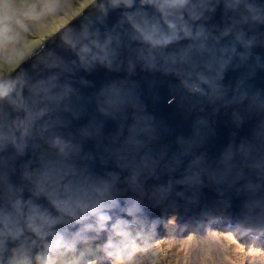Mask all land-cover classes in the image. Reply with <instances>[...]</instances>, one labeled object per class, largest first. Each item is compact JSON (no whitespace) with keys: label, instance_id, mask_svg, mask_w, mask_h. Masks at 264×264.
Listing matches in <instances>:
<instances>
[{"label":"water","instance_id":"95a60500","mask_svg":"<svg viewBox=\"0 0 264 264\" xmlns=\"http://www.w3.org/2000/svg\"><path fill=\"white\" fill-rule=\"evenodd\" d=\"M227 2L206 0L208 10L197 22L208 31L210 50L196 56L199 68L215 78L229 61L219 98H210L207 86L209 96L190 95L176 76L145 70L121 10L108 0L89 2L72 26H87L102 42L112 37V67L97 63L85 70L58 36L21 66L23 100L49 111L25 154L11 147L0 151V213L22 196L55 214L45 196L35 194L36 175L47 168L90 193L94 184L108 181L115 201L109 230L121 218L125 225L162 229L172 215L178 233L228 225L241 242L264 241V23L251 21L248 0L232 9ZM256 2L264 11V0ZM41 81L55 84L50 95L61 98L30 93ZM14 115L9 101L0 102V125ZM54 137L70 144L66 156L51 146ZM45 189L53 190L51 182ZM59 227L71 236L79 226ZM34 240L25 233L16 243L34 258L42 251V242ZM15 247L9 241L0 251V264H8Z\"/></svg>","mask_w":264,"mask_h":264},{"label":"clouds","instance_id":"9594fccd","mask_svg":"<svg viewBox=\"0 0 264 264\" xmlns=\"http://www.w3.org/2000/svg\"><path fill=\"white\" fill-rule=\"evenodd\" d=\"M82 2L83 0H0V102L9 101L15 113L10 123L6 121L0 125V151L11 147L20 155L25 154L28 140L40 131L38 122L49 111L48 108H30L23 100L26 81L21 66L43 52L50 39L58 36L85 70L97 63L112 67L116 54L110 47L112 37L108 36L102 42L98 33L93 34L87 26L82 25L80 31L72 26L83 15L84 10L74 15ZM89 2L96 4L98 0ZM108 2L112 9L121 10L130 27L131 39L140 46V58L145 70L176 76L181 87L190 95L209 96V92L205 90L207 86L211 91L210 98L220 97L222 85L219 81L223 79V69L229 61L221 63V72L215 78L196 64V56L210 55L206 43L208 31L197 23L202 19L204 11L208 10L206 0ZM240 3L241 0H228L226 7L236 8ZM244 7L253 23H264V11L256 0H248ZM103 10L107 15V9ZM69 17L71 19L68 23L52 31L57 21ZM41 36L44 38L37 43ZM184 41L188 43L184 44ZM246 47L251 48L252 41L246 42ZM52 87L55 84L41 81L32 85L29 92L36 96L43 92L49 100L60 99L61 97L50 95ZM51 146L62 156H66L71 147L60 137H54ZM49 182L53 185L51 192L45 189V184ZM35 186V194H43L55 214L31 199L25 201L22 196L9 209L0 213V251L7 248L9 241L16 245L8 264H33V258L28 252L21 251L23 245L16 243L25 233H30L31 237L42 242V251H37L34 257L35 264H57L58 257L73 253L82 245L84 248L77 257L91 256V248L94 246L84 235L88 232H109L106 247L110 249L117 247L115 238L126 236V222L122 218L111 223L109 230L112 221L109 210L115 201L108 181L94 184L91 193L95 195H92L71 178L54 174L45 168L36 175ZM60 225L79 227L69 236L61 230ZM216 227L221 228L219 225ZM80 243L83 244L79 245ZM59 263L61 262L58 261Z\"/></svg>","mask_w":264,"mask_h":264},{"label":"rangeland","instance_id":"374dc122","mask_svg":"<svg viewBox=\"0 0 264 264\" xmlns=\"http://www.w3.org/2000/svg\"><path fill=\"white\" fill-rule=\"evenodd\" d=\"M87 4L89 0H83L74 15ZM69 19L71 17L57 21L52 31ZM43 38L39 37L36 42ZM150 231L148 237L136 233L117 237L114 241L117 247L111 249L106 247L107 239L92 240L89 243L95 248H91V256L77 257L84 248L82 245L70 253L72 255L57 259L62 261L61 264H264V241L247 239L241 242L236 238L235 230L229 227L208 228L203 233H178L174 216L169 215L162 223V229Z\"/></svg>","mask_w":264,"mask_h":264},{"label":"trees","instance_id":"16d2710c","mask_svg":"<svg viewBox=\"0 0 264 264\" xmlns=\"http://www.w3.org/2000/svg\"><path fill=\"white\" fill-rule=\"evenodd\" d=\"M126 228V234H129V233H136V235H140L141 237H148L149 236V234L151 233H144V232H141L140 230H138L136 227H132V226H129V227H125ZM230 229H232V230H234L233 228H231V227H229ZM115 240H117V238H115ZM114 240V241H115ZM102 243L103 242H101V243H98L99 244V247H101L100 245H102ZM68 255H72V254H70V253H68L67 254V256ZM62 258V257H61ZM67 260V259H66ZM58 261L59 262H62L61 260H58L57 259V264H58ZM59 264H61V263H59Z\"/></svg>","mask_w":264,"mask_h":264},{"label":"bare ground","instance_id":"6f19581e","mask_svg":"<svg viewBox=\"0 0 264 264\" xmlns=\"http://www.w3.org/2000/svg\"><path fill=\"white\" fill-rule=\"evenodd\" d=\"M129 226H132V225H130V224H126L125 225V227H129ZM132 227H136L138 230H140L141 232H144V233H149V232H151L150 230L151 229H149V230H142V229H140L138 226H132ZM108 237H109V235L107 236V237H97V236H95V237H90L89 239H87V241H92V240H96V241H99V240H101V239H103V240H105V239H108ZM247 239H249V238H247ZM262 241V240H261Z\"/></svg>","mask_w":264,"mask_h":264}]
</instances>
